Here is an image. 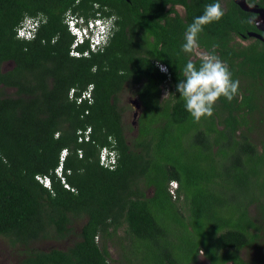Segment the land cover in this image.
<instances>
[{
	"label": "trees",
	"instance_id": "1",
	"mask_svg": "<svg viewBox=\"0 0 264 264\" xmlns=\"http://www.w3.org/2000/svg\"><path fill=\"white\" fill-rule=\"evenodd\" d=\"M170 2L185 3L186 17L166 12ZM213 2L0 0V238L18 264H198L201 253L209 264L264 262L243 255L264 232V127L255 136L264 42L231 45L253 29L234 1L199 45L226 62L237 96L196 121L176 91L189 58L183 33ZM69 12L115 18L107 45L91 51L86 42L78 50L88 55H72ZM27 16L44 20L30 40L17 36ZM91 84L92 102L70 97ZM126 92L141 102L137 126ZM104 147L118 153L114 169L101 164ZM64 149L69 188L56 172ZM71 236L66 248L35 246Z\"/></svg>",
	"mask_w": 264,
	"mask_h": 264
},
{
	"label": "clouds",
	"instance_id": "2",
	"mask_svg": "<svg viewBox=\"0 0 264 264\" xmlns=\"http://www.w3.org/2000/svg\"><path fill=\"white\" fill-rule=\"evenodd\" d=\"M224 15L225 11L220 0H215V2L205 7L202 15L194 17L192 23L187 25L183 33L181 52L189 58L181 69L183 78L176 84V91L184 103L185 110L196 121L211 117L215 105L221 98L231 102L239 92V80L233 78L226 62L214 51L200 57L198 64L192 59L199 47V36L203 32L204 26L219 22ZM33 17H39L44 21L41 16ZM105 19L112 22L114 26V18ZM88 21L89 19H85L80 22L78 24L79 28L89 29ZM88 39L82 44L89 42ZM159 67L161 71L167 72L165 66L159 65Z\"/></svg>",
	"mask_w": 264,
	"mask_h": 264
},
{
	"label": "built area",
	"instance_id": "3",
	"mask_svg": "<svg viewBox=\"0 0 264 264\" xmlns=\"http://www.w3.org/2000/svg\"><path fill=\"white\" fill-rule=\"evenodd\" d=\"M85 19L80 17L72 12H69L67 15V22L69 24V29L71 33L75 36V40L72 45L71 54L76 56L88 55L89 51H85L82 53L78 50V46H80L87 38H89V45L91 51H99L102 50L105 45H107L110 36L113 31V24L109 20L105 18H92L88 21L89 29H80L78 24ZM42 20L39 17L27 16L21 22V24L17 28V36L21 39L30 40L35 37L36 32L41 25ZM92 30V32H90ZM164 66V65H163ZM93 90L94 85L91 84L85 89L81 95L76 96V90L73 88L70 91V97L76 98L78 103H82L84 100H89V102L93 101ZM80 141H88L90 139L91 128H88L86 131H80ZM68 154V149H64L61 153V163L57 167V174L63 179L66 187L69 188V185L66 184L65 177L63 176V162ZM80 155H82V151H80ZM100 161L104 167L114 169L118 163V153L116 150L111 149L110 147L102 148L100 152ZM39 179L47 186H50V178L49 177H39ZM175 187L171 188V192L175 193V188L177 184L174 183Z\"/></svg>",
	"mask_w": 264,
	"mask_h": 264
},
{
	"label": "flooded vegetation",
	"instance_id": "4",
	"mask_svg": "<svg viewBox=\"0 0 264 264\" xmlns=\"http://www.w3.org/2000/svg\"><path fill=\"white\" fill-rule=\"evenodd\" d=\"M230 1H234L242 10L244 15H246V19L248 20L249 24L252 26L253 29L247 30V34H235V39L231 42L235 44L237 48H246L253 45V43L258 41L264 42V0H239L242 2L240 4L238 0H220L222 8L227 10L230 4ZM242 5L248 7L244 8ZM170 11V15L175 16L179 15L182 18H185L188 14V8L185 3L183 2H170L167 4L166 12ZM115 22V18H114ZM211 53L205 46L199 45L193 59H200V57ZM164 65V64H160ZM167 67L166 65H164ZM259 89V87H256ZM264 89V88H263ZM166 90V89H165ZM164 90V95H165ZM168 91V90H167ZM260 97H264V91H258ZM138 98V97H137ZM131 103V100H130ZM132 104V103H131ZM259 104H261L262 109H264V101L259 100ZM134 105V104H132ZM135 108V105H134ZM142 108V107H141ZM136 110V108H135ZM141 112V111H140ZM134 117V114H133ZM258 118L256 122V126L259 127L258 130H263L264 127V118L260 117V114L256 115ZM260 118L262 120H260ZM134 122V121H132ZM176 189V188H175Z\"/></svg>",
	"mask_w": 264,
	"mask_h": 264
},
{
	"label": "rangeland",
	"instance_id": "5",
	"mask_svg": "<svg viewBox=\"0 0 264 264\" xmlns=\"http://www.w3.org/2000/svg\"><path fill=\"white\" fill-rule=\"evenodd\" d=\"M165 95H167V89L165 90ZM135 97L136 96L133 93H127V92L124 93L123 95V102L130 106L128 110V116H127V121L129 122H132L135 120V118L133 117V114L135 113L136 110L134 108V105L130 103V100H132V98H135ZM260 135H261V130L259 129L257 130L255 136L256 138H259ZM174 185H175L174 183L173 184L171 183L170 188L175 187ZM254 211H256L255 215H259V212H257V210H254ZM260 219L262 223L260 225L262 226V228H264V220L263 218H260ZM73 238L74 236H71L70 238L65 239L64 241H55V240H49V239L40 240V241L35 242V246L42 248V249H49L55 246L66 248L72 242ZM111 251L114 255L117 256V252L115 248L112 247ZM243 255L246 259H249L251 261L255 260L256 262H260L261 260H263L264 258V232H262L259 239L254 245L244 249ZM18 259H19V253L10 246L9 242L6 239L0 238V264H18V261H19ZM200 260L201 262L198 264H209L208 259L203 255V253H201ZM262 264H264V262Z\"/></svg>",
	"mask_w": 264,
	"mask_h": 264
},
{
	"label": "water",
	"instance_id": "6",
	"mask_svg": "<svg viewBox=\"0 0 264 264\" xmlns=\"http://www.w3.org/2000/svg\"><path fill=\"white\" fill-rule=\"evenodd\" d=\"M238 2H239L240 4H242L241 1L238 0ZM242 6H243L244 8H248V7L244 6V5H242ZM131 103L134 104V105H135V108H136V111H135V113H134V118H135V120H134L133 124H134V125L136 124L135 126H137V120H138V118H139L140 111H141V102H140V100H139L137 97H135V98H132Z\"/></svg>",
	"mask_w": 264,
	"mask_h": 264
}]
</instances>
